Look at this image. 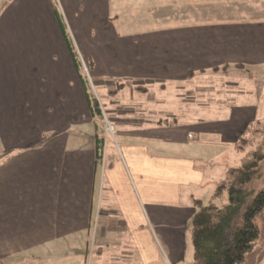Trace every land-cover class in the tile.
Returning a JSON list of instances; mask_svg holds the SVG:
<instances>
[{
	"label": "crops",
	"instance_id": "obj_1",
	"mask_svg": "<svg viewBox=\"0 0 264 264\" xmlns=\"http://www.w3.org/2000/svg\"><path fill=\"white\" fill-rule=\"evenodd\" d=\"M55 1L90 57L112 142L96 163V121L51 0H10L0 13V264H86L91 236L90 264H184L194 202L222 180L206 181L203 163L238 160L236 140L264 120V10L252 0L262 14L236 17L232 0H209L216 22L118 43L109 0ZM102 40L110 48L89 56L85 45ZM87 126L84 146L70 132Z\"/></svg>",
	"mask_w": 264,
	"mask_h": 264
},
{
	"label": "trees",
	"instance_id": "obj_2",
	"mask_svg": "<svg viewBox=\"0 0 264 264\" xmlns=\"http://www.w3.org/2000/svg\"><path fill=\"white\" fill-rule=\"evenodd\" d=\"M9 2L6 0L3 3L0 13ZM51 6L88 108L96 121V163H100L105 160L106 148L104 107L99 95L90 86L80 55L55 0H51ZM135 90L142 94L146 92L143 87H136ZM76 120L74 117L73 121ZM234 149L241 155L240 164L226 171L207 205L194 202L196 212L192 217L191 264H240L258 237L256 217L264 210V190L256 193L254 182L264 161V120L251 123L236 140Z\"/></svg>",
	"mask_w": 264,
	"mask_h": 264
},
{
	"label": "rangeland",
	"instance_id": "obj_3",
	"mask_svg": "<svg viewBox=\"0 0 264 264\" xmlns=\"http://www.w3.org/2000/svg\"><path fill=\"white\" fill-rule=\"evenodd\" d=\"M232 1L235 3L232 8L233 9L232 16L239 17L241 15L243 17L251 18L250 16L243 14L245 13L253 16H259L262 14L261 11L257 12L254 9L248 7L249 2L250 3L253 2L252 0H232ZM109 2H110V13H111L110 24L114 27L115 36L119 39L116 40L118 43H124L126 42L125 40L132 37H138V36L141 37L150 34L164 33L171 31L173 29L187 27L188 25L197 24V23H205V22L213 23L220 19L219 14L216 13L210 14L209 12V10H211L212 7L219 8L217 7L219 3L212 6L209 0H130V1L109 0ZM254 4L256 6H259L260 10H264V0H257V2ZM204 10L206 11L205 14L208 13L207 14L208 16L204 17V15L201 14L203 13ZM214 11L215 10H213L212 12ZM185 12H189V13L183 14ZM224 14L225 12L223 11L221 13L222 16L230 17V15L226 14L225 16ZM244 20H248V19H244ZM102 42L103 44L100 42L97 43L89 42L88 44L85 45V51L90 56L92 52H96L100 49L105 50L110 48L111 41L102 40ZM81 50H82V45H81ZM89 58L90 57L83 55V58H81V60L84 65V71L89 80L90 86L94 92H97V87L93 81V77L90 71L91 62ZM205 82L206 81L203 82V86ZM218 82H219L218 80L213 79L212 80L213 86L211 87V89L213 90L223 89L224 91H222L221 94L229 91L226 85L225 87L222 88L214 86L217 85ZM260 86L261 84L257 83L255 84V88L250 90L253 96L255 95L256 91L260 88ZM110 88L111 90L113 89L111 86L108 89L110 90ZM197 90L202 91L201 88H197ZM169 93L161 94L159 96L168 97ZM97 94L99 95V100L101 101V105L105 106V108L107 109V104H106L107 100L103 98V96L99 92H97ZM150 97L152 98L153 96ZM161 110L165 117L171 113L170 112L171 107L167 106V104L161 106ZM105 119H106L105 128L107 129V125L113 127L109 123V116H106ZM91 133H92L91 127L89 126L83 128L79 127V128H73V130L70 132V136L72 138L77 137L78 138L77 141L80 142L81 145L87 146L92 144L93 142V137L91 136ZM111 135L112 134H106V136L104 135L105 142L106 140L112 142ZM238 155L240 157L238 156L237 158L238 160L236 161L235 159L231 160L232 157L231 158L229 157L225 163H219L217 160L205 161V163H203L204 164L203 170L206 172V177H205L206 181L212 184L214 179H215L214 182H217L218 178L223 179L226 170H228L229 168L237 167L240 164L241 155L240 154ZM261 190H264V161L261 163L260 169L258 171V177L254 182V191L257 193ZM209 202L210 201H204L203 205H207ZM256 222L259 230L258 237L253 242L251 249L246 253L244 260L240 264H264V210L257 215ZM190 240L191 239H189L188 241L189 247L185 248L184 264H187L188 260L190 261L191 259V256L188 255L190 254L191 250H193L192 243ZM78 242L79 241H77V243ZM91 244H92V236L91 239H89L88 241L89 255L86 264H90L91 261L90 259V253L92 250ZM76 254L78 253L76 252ZM164 262H165L164 264H168L166 261Z\"/></svg>",
	"mask_w": 264,
	"mask_h": 264
},
{
	"label": "built area",
	"instance_id": "obj_4",
	"mask_svg": "<svg viewBox=\"0 0 264 264\" xmlns=\"http://www.w3.org/2000/svg\"><path fill=\"white\" fill-rule=\"evenodd\" d=\"M108 128H109V129H108ZM112 131H113V127L107 125L106 133H107V134H113Z\"/></svg>",
	"mask_w": 264,
	"mask_h": 264
}]
</instances>
